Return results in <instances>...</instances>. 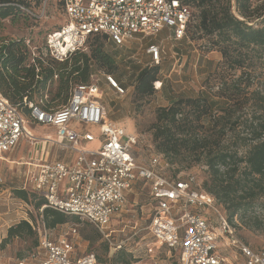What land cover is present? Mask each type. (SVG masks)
<instances>
[{"label": "built area", "instance_id": "2783aa9c", "mask_svg": "<svg viewBox=\"0 0 264 264\" xmlns=\"http://www.w3.org/2000/svg\"><path fill=\"white\" fill-rule=\"evenodd\" d=\"M23 9L37 16L31 9ZM63 12L64 23L43 36L39 45L23 39L32 60L49 55L63 61L85 51L89 36L101 34L115 48L131 49L136 43L149 63L158 64L164 53L163 41L186 37V26L193 18L192 8L181 0H63ZM161 32L164 35L159 38ZM94 75L90 70V83L74 85L66 103L53 111L42 110L24 98L29 116L19 103H12L0 92V156L22 142L31 145L30 155L16 162L25 167L17 188L34 191L46 200L38 209L39 219H25L37 232V246L13 264H97L94 252L77 254L75 225L55 238L50 236L43 208L87 221L109 248L113 245L117 250L122 245L111 242L114 230L110 224L123 211L129 191L139 181L148 186L150 195L146 234L164 245L168 253L177 252L179 264H236L238 257L245 264H264V250H254L238 239L235 227L220 213L216 199L195 173L172 171L161 153H150L148 164L138 161V137L107 117L104 89ZM102 75L116 95L127 93L113 75ZM28 123L51 128L52 133L38 135ZM92 126H98L97 135L90 131ZM96 141V148H88ZM53 147L69 153L64 157L58 153L52 159ZM229 250L233 259L227 254Z\"/></svg>", "mask_w": 264, "mask_h": 264}, {"label": "rangeland", "instance_id": "374dc122", "mask_svg": "<svg viewBox=\"0 0 264 264\" xmlns=\"http://www.w3.org/2000/svg\"><path fill=\"white\" fill-rule=\"evenodd\" d=\"M26 8L32 9L37 15L32 17L27 11L21 10L13 18L0 22V38L5 39H24L31 40V44L39 45L41 39L47 33L55 31L65 21V14L60 6L59 0H25ZM255 1V0H254ZM232 10L235 14L234 0H231ZM195 12V11H194ZM254 22H257L256 20ZM253 22V23H254ZM164 32L159 34V38ZM190 36V34H189ZM184 37L179 41L164 40V53L158 63V81L153 83L154 94L136 98L134 96V85L137 73L141 68L149 63L148 56L143 49H137V44L133 43L131 49L115 48L112 43L104 40V49L111 54L116 61V70L113 77L127 88V93L123 96L115 94L114 90L105 84L102 71L92 67L94 78H99L104 89L103 103L107 110V117L116 124L124 127L127 133L135 134L139 143L136 147L137 158L140 163L148 164L150 153L154 152V142L152 139V123L155 121V112L158 107H166L172 101L179 98H206L211 103L212 112L228 104V99L218 97L217 91L225 92L234 97L235 102H231L233 117L237 119L238 125L235 132L228 130L227 134L221 138V145L231 150L237 144L248 138L249 124L252 119L264 120V51H249V56L245 58V67L230 68L216 46L205 38H197V34L191 37ZM95 38L88 39L86 50L89 52L91 44ZM134 57H131V56ZM241 80L242 85L249 83L245 92L238 90L234 85V80ZM241 85V86H242ZM235 93V95H233ZM205 127L210 125L209 117L205 116L201 120ZM231 125V123H227ZM233 125V124H232ZM28 128L34 133L41 135L46 131L44 126L28 123ZM90 131L98 134V126H92ZM99 141L90 144L88 148L94 149ZM30 145L23 142L18 147L11 159L26 158ZM61 154L68 151L56 150ZM244 147H238V153L243 155ZM23 155H26L22 157ZM7 157L0 158V264H13L14 260L20 256L31 252L34 248V237L20 236L14 237L2 243L7 235V228L17 223L19 220L27 219L35 221L39 219L40 212L31 202L23 201L13 194V189L18 183L16 177V165L6 161ZM169 160V158H168ZM170 169L174 172L178 169L179 173L193 172L204 188V182L209 184L211 177L207 165L203 160L196 161L194 157L185 156L169 160ZM240 163L239 167H244ZM221 170L224 168L221 167ZM263 190L248 203L247 209L242 213H237L232 222L228 220V210L225 206L217 202V208L235 227V234L239 240L249 245L254 250H264V179ZM249 184L251 182L249 181ZM217 201V200H216ZM150 195L148 186L144 182H137L127 195V204L123 211L111 221L110 228L111 242L121 244L123 248L132 250L135 255V262L131 264H176L177 252H167L164 245L155 240H151L146 234V226L150 217ZM214 219L215 216L213 215ZM71 225H75L78 236L77 254L92 251L96 254L97 264H114L110 258L115 250L108 247L106 252L101 238L91 239L85 234H96V229L87 221L69 220L64 224L56 225L50 229V236L57 237L59 234L66 233ZM134 232L137 234L134 235ZM147 246L152 248L151 252L146 250ZM231 259L234 253L227 252ZM101 258V260L98 259ZM236 264H245L242 257H238Z\"/></svg>", "mask_w": 264, "mask_h": 264}, {"label": "trees", "instance_id": "16d2710c", "mask_svg": "<svg viewBox=\"0 0 264 264\" xmlns=\"http://www.w3.org/2000/svg\"><path fill=\"white\" fill-rule=\"evenodd\" d=\"M181 1L193 10V18L186 26V37L189 34L191 38L196 34L197 38L205 37L221 52L230 68L245 67L249 51H264V0H234L237 14L232 10L231 0ZM59 3L63 9V0H59ZM26 6L25 0H0V22L13 18ZM91 37L95 38V42L91 44L89 52L77 51L63 61H57L49 55L32 60L23 39L0 38V92L12 103H19L27 116L30 109L23 104L24 98L45 111L61 107L68 100L74 85L90 83L92 64L107 74H113L116 70L115 58L104 49L105 36L95 34L88 39ZM158 73V64L146 65L139 70L133 92L136 98L154 94L153 83L158 81ZM241 83V80L236 79L233 85L245 92L250 84ZM225 94L216 92L218 97L228 99V104L216 112H212L211 103L206 98L199 97L179 98L166 107H158L152 123V139L154 152L163 154L171 161L188 154L196 161L205 162L211 180L209 184L204 182V189L225 206L228 220L232 222L233 217L244 212L248 203L263 190L264 120L252 119L245 134L249 137H244L235 149L222 146L221 138L228 130L235 132L234 127L239 123L237 119L231 120V102L236 101L231 100L234 99L231 93ZM205 116L209 117L208 127L201 122ZM238 147L245 148L243 155L238 153ZM240 163H244V167L240 168ZM176 173H179L178 169ZM13 194L23 201L31 202L37 210L46 203L45 198L34 191L15 187ZM42 216L47 228H54L71 219L79 221L75 216L48 207L43 208ZM20 236L34 237V245L37 246V232L25 219L7 228L2 243ZM85 237L101 238L98 231L94 235L85 234ZM103 245L107 252L108 243L103 242ZM98 259L101 260L100 257ZM110 260L114 264H131L136 258L120 247Z\"/></svg>", "mask_w": 264, "mask_h": 264}, {"label": "crops", "instance_id": "0c3cea01", "mask_svg": "<svg viewBox=\"0 0 264 264\" xmlns=\"http://www.w3.org/2000/svg\"><path fill=\"white\" fill-rule=\"evenodd\" d=\"M46 129H44V130H46V131H43L42 133H52V130H51V128H47V127H45ZM23 143V142H22ZM20 146V145H19ZM18 146V147H19ZM18 147L14 150V151H12V152H10V153H8V154H5V155H3L4 157H7L6 158V161L7 162H10L11 164H15L16 165V162H18V161H21V160H24V159H26V158H23V159H21V160H19V159H11L10 160V157H12V155L14 154V153H16L17 152V150H18ZM37 147V146H36ZM54 148L55 147H53L52 149H51V154H50V157L53 159V157L55 156V155H57L58 154V152L57 151H53L54 150ZM56 150H58L57 148H55ZM31 151H32V147H31V145H30V148H29V150H28V153L26 154L27 156H29L30 155V153H31ZM26 155H23L22 157H24V156H26ZM59 155H62V157H64V153L63 154H59ZM3 156H0V158H3ZM26 156V157H27ZM24 166H20V165H16V177L18 178V183H17V185H16V187L22 182V180H23V173H22V171L24 170Z\"/></svg>", "mask_w": 264, "mask_h": 264}]
</instances>
